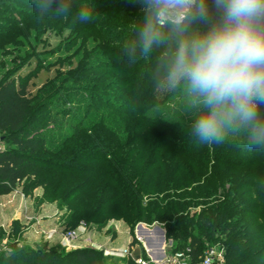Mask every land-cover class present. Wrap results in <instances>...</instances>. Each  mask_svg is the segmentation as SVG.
<instances>
[{
  "label": "trees",
  "instance_id": "16d2710c",
  "mask_svg": "<svg viewBox=\"0 0 264 264\" xmlns=\"http://www.w3.org/2000/svg\"><path fill=\"white\" fill-rule=\"evenodd\" d=\"M21 1L31 5L30 0ZM104 1L106 10L118 9L114 22L119 27L112 41L129 38L143 16L140 5L136 0ZM9 5L0 0V11ZM36 19L30 12L20 24L30 26ZM38 19L29 29L41 34L50 28L52 17ZM26 28L10 41L5 35L0 48L14 45ZM112 44L108 42L95 54L107 52ZM113 58L96 66L81 60L64 75L47 81L44 86L51 93L43 98L37 91L31 94L24 79L0 78V134L9 143L0 152V197L29 179L33 181L25 184L24 194L67 185L61 201L72 204V220L94 221L109 213L107 217L121 218L131 227L163 224L171 251L188 249L192 264L202 256L204 241L223 250L224 264H247L250 246L259 239L254 240L249 232L252 223L235 216L252 190L256 206L246 214L254 212L258 223L264 221V194L256 193L254 181L249 180L264 176L253 172L255 151L238 149L233 143H193L188 117H182L183 123L169 122L179 118L177 102H169L171 108L164 112L158 110L165 98L149 84L150 62L129 66L119 61L118 54L113 53ZM53 104L77 108L70 110L71 117L65 114L59 120L60 113L49 115L57 109ZM45 110L49 112L43 114ZM60 111L68 113L65 107ZM92 156L100 158L88 160L86 167L77 166ZM239 156L243 161L236 160ZM238 170L245 171L237 175ZM193 209L199 211L194 214ZM262 233L261 239L264 229ZM218 238L222 242L217 243ZM97 255L79 250L61 257L45 247L38 251L23 248L0 255V264H62L67 260L95 264ZM126 264L136 263L127 259Z\"/></svg>",
  "mask_w": 264,
  "mask_h": 264
},
{
  "label": "clouds",
  "instance_id": "9594fccd",
  "mask_svg": "<svg viewBox=\"0 0 264 264\" xmlns=\"http://www.w3.org/2000/svg\"><path fill=\"white\" fill-rule=\"evenodd\" d=\"M73 0H30L37 18L92 20ZM143 16L120 46L129 66L148 60L149 84L180 93L177 120L198 145L264 153V0H136ZM55 5V6H54Z\"/></svg>",
  "mask_w": 264,
  "mask_h": 264
},
{
  "label": "rangeland",
  "instance_id": "374dc122",
  "mask_svg": "<svg viewBox=\"0 0 264 264\" xmlns=\"http://www.w3.org/2000/svg\"><path fill=\"white\" fill-rule=\"evenodd\" d=\"M113 1L118 2L120 0ZM5 2H8L11 6L9 5L3 11H0V31H2L0 41H4L5 35L10 36L6 38V41H10L18 31L27 28L22 34L23 37L17 39L14 45L8 44L0 48V78L4 75H10L16 81L24 79L31 94L37 91L38 94H42L40 98L51 93L50 89L45 88L44 84L47 81H52L55 75H64L67 70L77 66L81 60L83 64L89 66L113 61V53L114 55H119L118 50L121 44L128 39L127 36H123L117 42L112 41L119 27L114 22V15L118 13V9L113 11L106 10L105 7L107 6L105 5L107 4L104 0H73L72 11L76 10L78 4H87L95 10L92 20L80 23L71 17H52L50 28L41 34L40 32L36 34L31 28L29 29V27L35 26L39 20L38 18L29 22L30 26L28 24L27 26L20 24L27 18L28 13L34 12L30 4L27 5L21 0H5ZM19 10H21V13ZM16 23L18 24L16 25ZM108 42L113 44L107 52L102 51L99 54H95L100 51V47L105 46ZM148 62V60H144L142 66ZM164 98L163 107L158 109L161 112L171 108L169 105L171 101L177 102L178 105L181 103L179 92L164 94ZM53 105L58 110L52 109V106L49 108V111L52 109L49 115L56 117L55 114L58 112L60 113L58 116L59 120H63L65 114L71 117L72 113L70 110L74 111L77 108V105L74 104H67L66 106L62 104ZM63 107L66 108L68 113L60 111ZM49 111L45 110L43 114ZM68 120L70 121L71 119L68 118ZM49 128L45 129L47 134V129ZM4 137L5 134H0V143L5 150L9 147V143L3 141ZM99 158L100 156L88 157L84 159V162L78 163L77 166L86 167L85 163L88 160L97 161ZM253 159L256 161L253 172L255 174L257 172L264 174V153L255 151ZM236 160L243 161L241 156L237 157ZM91 167L94 168L95 166L92 165ZM243 171L245 170H238L237 175ZM260 176L263 179L264 176ZM262 179L249 178L250 181H254L256 193L261 192L264 194V182ZM32 181L33 179L24 181L12 193L0 197V255H8L16 249L27 248L32 251H38L45 247L47 250L56 252L61 257L79 250L95 251L98 254L95 264H126L127 259L133 260L142 255L151 257L143 237L136 232L137 225L131 227L126 225L121 218H109L107 217L109 213L94 221L72 220L70 218V206L72 207V204L61 201L65 189L68 188L67 185L56 191H53L55 185H52L50 188H38L28 194H24L23 187ZM45 191H48V193L45 194ZM250 191L252 194L249 198H246V203L244 202L245 204L243 203L244 205L241 206L243 210L235 218H242L247 220L248 223H252V228L249 232L253 233L254 240L259 239L258 243L253 242L250 246V258L247 264H264V237L261 239L260 236V234H263L264 221L258 223L256 217L252 215L254 212H251V215L246 214L247 209L252 210L256 206L253 191ZM262 207L264 208V200H262ZM198 211V209H193L192 213L195 214ZM41 215L48 216V218L38 220L39 217H42ZM245 220L243 222L244 225L247 222ZM80 224L85 225L84 232L78 231ZM142 226L150 230L153 227H158L164 232L163 224L155 223L150 226ZM53 228L75 231L76 234H79L70 243L69 247L65 249L60 246L59 239L54 238L50 242H46L40 235L41 230L48 231ZM38 230L40 231L38 232ZM137 235L140 236V239ZM220 241L222 242V239L218 238L217 243ZM209 245V241H204V248ZM126 249L129 250L130 255L125 257L117 255L122 254ZM145 251L148 254H145ZM105 252L112 254L104 255ZM61 263L76 264L73 260Z\"/></svg>",
  "mask_w": 264,
  "mask_h": 264
},
{
  "label": "built area",
  "instance_id": "2783aa9c",
  "mask_svg": "<svg viewBox=\"0 0 264 264\" xmlns=\"http://www.w3.org/2000/svg\"><path fill=\"white\" fill-rule=\"evenodd\" d=\"M4 149L0 143V152ZM40 230H38L39 232ZM79 232L85 231V225L80 224L78 227ZM79 234V233H78ZM75 231H65L59 229H50L48 231H40V235L43 237L44 241L50 242L54 238L59 239V244L62 248H68L70 243H72L77 235ZM112 253L105 252L104 255H110ZM145 254H148L145 251ZM115 255V254H114ZM121 257L130 255L129 250H124L123 253L117 254ZM136 264H192L189 257V250L185 249L183 251L172 252L171 251V242L164 241L163 245V258L160 261H155L151 257L143 259L141 256H138L133 259ZM195 264H224V252L220 247L217 246H208L203 251L202 256L199 258Z\"/></svg>",
  "mask_w": 264,
  "mask_h": 264
},
{
  "label": "water",
  "instance_id": "95a60500",
  "mask_svg": "<svg viewBox=\"0 0 264 264\" xmlns=\"http://www.w3.org/2000/svg\"><path fill=\"white\" fill-rule=\"evenodd\" d=\"M136 232L143 237L146 248L150 251L151 258L155 261H160L163 258V245L165 241L163 230L158 227H153L150 230L139 224L136 227Z\"/></svg>",
  "mask_w": 264,
  "mask_h": 264
},
{
  "label": "crops",
  "instance_id": "0c3cea01",
  "mask_svg": "<svg viewBox=\"0 0 264 264\" xmlns=\"http://www.w3.org/2000/svg\"><path fill=\"white\" fill-rule=\"evenodd\" d=\"M41 216H42V215H41ZM41 218H42V219H47V218H48V216H44V215H43L42 217H39V219H38V220H42Z\"/></svg>",
  "mask_w": 264,
  "mask_h": 264
}]
</instances>
